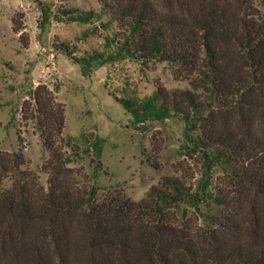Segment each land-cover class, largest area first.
Returning a JSON list of instances; mask_svg holds the SVG:
<instances>
[{"label":"trees","instance_id":"obj_1","mask_svg":"<svg viewBox=\"0 0 264 264\" xmlns=\"http://www.w3.org/2000/svg\"><path fill=\"white\" fill-rule=\"evenodd\" d=\"M99 1L120 28L138 37L143 55L209 83L219 104H207L199 119L201 141L238 162L236 181L263 199L264 210V0ZM12 22L27 47L24 27L15 16ZM156 94L167 97L161 85ZM179 99L198 105L189 90L173 95L174 106ZM20 112L41 136L47 185L21 167L22 149H0V264H264V212L260 221L250 206L243 209L244 199H230L232 210L218 227L198 234L163 206L185 198L181 191L156 186L134 200L113 188L97 197V186L81 183V169L69 165L65 105L56 91L40 81ZM142 113L168 111L149 103Z\"/></svg>","mask_w":264,"mask_h":264},{"label":"rangeland","instance_id":"obj_2","mask_svg":"<svg viewBox=\"0 0 264 264\" xmlns=\"http://www.w3.org/2000/svg\"><path fill=\"white\" fill-rule=\"evenodd\" d=\"M13 16L28 37L25 48L13 30ZM138 40L99 0H0V149H22L21 167L33 169L47 185L41 136L20 112L22 101L43 81L65 105L69 165L81 169V183L97 186V197L113 188L134 200L156 186L181 191L185 198L163 206L198 234L218 227L233 198L244 199L243 209L250 206L261 221L263 199L236 181L238 162L201 141L199 119L207 104H219L209 83L197 73L186 78L176 63L143 55ZM160 85L167 97L156 94ZM185 90L194 93L196 107L181 99L174 106L173 95L179 98ZM149 103L168 113L145 116Z\"/></svg>","mask_w":264,"mask_h":264}]
</instances>
